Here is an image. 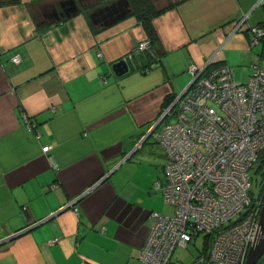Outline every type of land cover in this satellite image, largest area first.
Returning a JSON list of instances; mask_svg holds the SVG:
<instances>
[{
    "label": "crops",
    "instance_id": "0c3cea01",
    "mask_svg": "<svg viewBox=\"0 0 264 264\" xmlns=\"http://www.w3.org/2000/svg\"><path fill=\"white\" fill-rule=\"evenodd\" d=\"M119 1L0 0V241L18 235L0 245V264L140 263L150 213L169 208L152 190L164 151L145 137L186 89L188 65L206 64L245 18L264 14V0H154L176 4L154 20L161 58L148 74L118 77L113 65L145 31L130 5L116 22L90 17Z\"/></svg>",
    "mask_w": 264,
    "mask_h": 264
},
{
    "label": "built area",
    "instance_id": "2783aa9c",
    "mask_svg": "<svg viewBox=\"0 0 264 264\" xmlns=\"http://www.w3.org/2000/svg\"><path fill=\"white\" fill-rule=\"evenodd\" d=\"M249 30L256 47L264 30L257 26ZM227 42L206 64L188 65L186 89L161 114L158 122L167 120L162 130L151 135L165 154V178L152 190L175 208V215L150 213L153 226L140 251L141 264H183L173 260L175 250L187 249L200 235L213 232L217 233L209 253L198 255L191 264H246L250 248L261 237L264 195L253 198L250 191L251 171L264 150V70L253 63L248 80L239 82L232 67H210ZM150 48L145 39L126 59L139 61ZM10 62L19 65L21 55ZM150 71L145 68L141 73ZM25 120L28 131H34L35 125ZM49 149L43 147L44 152ZM75 205L69 208L79 214Z\"/></svg>",
    "mask_w": 264,
    "mask_h": 264
},
{
    "label": "rangeland",
    "instance_id": "374dc122",
    "mask_svg": "<svg viewBox=\"0 0 264 264\" xmlns=\"http://www.w3.org/2000/svg\"><path fill=\"white\" fill-rule=\"evenodd\" d=\"M257 21L259 22L264 21V14L262 12V9L259 10L258 13H256L253 16L250 22H247L241 26L240 30L234 34L235 38L232 41L230 40L229 43L227 42L228 44L226 43L227 45H225L224 48H222V50L220 51L218 55L220 58L218 60H221L223 63L225 62L229 66L234 68V71H235L234 74H235L236 80L241 81V82H246L248 80L249 75H250L249 72H250V69H252V63L254 61L258 60V63L260 64L261 69L264 70V42H260V44L256 47H251V45H249L247 42V36L245 34V31L247 30L248 25L250 23L252 24L256 23ZM139 61H141V59H139ZM173 121L174 120H170V122H173ZM258 167H259V164H256L251 171V175L253 176L252 178L254 181L253 186H252V195L254 197L259 196L260 191H261V182L262 180H264V178H262V175H261L262 171L264 170V166L260 169V172L256 173V170ZM164 178H165V173H164ZM153 192H155L154 189H153ZM162 199L164 201L163 196H162ZM168 207L169 208L165 209L163 213H165V215L167 216H174L175 208L170 205H168ZM204 236H205L204 234L200 235L196 239L195 243L194 244L192 243L190 246H188L187 249H182V248L176 249L173 255V260L179 261L180 263H183V264L193 263L196 257L200 255L203 250ZM137 264H140V263H137ZM257 264H264V255Z\"/></svg>",
    "mask_w": 264,
    "mask_h": 264
},
{
    "label": "trees",
    "instance_id": "16d2710c",
    "mask_svg": "<svg viewBox=\"0 0 264 264\" xmlns=\"http://www.w3.org/2000/svg\"><path fill=\"white\" fill-rule=\"evenodd\" d=\"M128 2L130 5L131 16L136 17L137 21L139 22V24L142 26L143 30L145 31L147 39L151 43V48H150L151 50L148 52H145L144 58L141 59V61H137V67L139 68L140 72H142V70L145 68L151 70L153 68L154 64L160 60L159 58H161L160 57L161 53L156 48V44L159 43V35H158L157 30L154 26V20H155V18L165 14L168 10L172 9L176 4L171 3L170 5H167L165 7H159L154 3V0H128ZM257 27L264 30V22H261L259 25H257ZM245 34L247 36L249 44L251 45L252 43H251L250 30H246ZM261 42H264V38L261 39ZM251 47H252V45H251ZM140 62H141V64H140ZM221 65H223L222 62H214L210 65V67H218ZM143 74H145V73H143ZM174 99L175 98L168 100V102L165 105L164 110L169 105L172 104ZM166 121L167 120H164L162 122V124H164ZM162 124H160V125H162ZM31 132L35 133L36 131L34 130ZM256 164H259V167L256 170V173H258V172H260V169L264 166V160L258 159ZM261 175H262V178H264V170L262 171ZM251 177H253V176H251ZM252 182H254L253 178H252ZM250 194L254 198V196L252 195V189L250 191ZM262 195H264V180H262V182H261V191H260L259 196H262ZM216 233L217 232H213L211 234H207L204 236V247H203L201 254L209 253L210 248H211V244L214 240ZM55 239H57V238H55ZM82 264H85V263H82Z\"/></svg>",
    "mask_w": 264,
    "mask_h": 264
},
{
    "label": "water",
    "instance_id": "95a60500",
    "mask_svg": "<svg viewBox=\"0 0 264 264\" xmlns=\"http://www.w3.org/2000/svg\"><path fill=\"white\" fill-rule=\"evenodd\" d=\"M72 4H73V6L70 5V8L68 9L70 12L74 11V10H77V6L74 3H72ZM125 8H127L128 11H129V2H128V0H121L116 5H112L110 7H107L105 9H103V10H100L98 12L93 13V15H91L90 18L93 21V23L96 24L97 22H99V21L96 20V16H98V14L104 16L106 13H108L110 15L109 17H111L112 15H116V18L112 20V22H116V21L122 19L127 14ZM119 12L120 13L123 12L122 16L118 15ZM105 18L106 17H104L103 19H105ZM244 22L245 21H243V23ZM243 23L236 27V29L238 28L237 32L240 30V28L243 25ZM140 64H141V62H140ZM136 68H137V60H135V59H131V60L123 59V60H121V61H119V62H117L116 64L113 65L114 73L118 77H121V76L127 74L128 72L133 71ZM155 130H156V127H153L152 130H150L147 133L145 139H148ZM145 139H144V141H145ZM259 158L261 160H264V150L261 152ZM107 177H108V175L106 177H104L100 182H103L104 180H106ZM93 187H91V188H93ZM91 188L89 189L90 191L92 190ZM76 203H77V201H76ZM246 213L247 212H245L244 214H246ZM52 217H50V218H52ZM240 219H241V217H239L231 225L235 224ZM37 225H38V223L36 225H34V226H37ZM231 225L227 226V228H229ZM34 226H32V227H34ZM260 226H261V237L258 240V242L250 248L248 256H247L246 264H257L262 259L263 255H264V205H263V208H262V211H261V215H260ZM32 227H30V228H32ZM15 236L16 235H12L10 237H7L6 239L1 240L0 243H2L3 241H6V240H13L14 238H16Z\"/></svg>",
    "mask_w": 264,
    "mask_h": 264
},
{
    "label": "flooded vegetation",
    "instance_id": "af4514ba",
    "mask_svg": "<svg viewBox=\"0 0 264 264\" xmlns=\"http://www.w3.org/2000/svg\"><path fill=\"white\" fill-rule=\"evenodd\" d=\"M109 14L108 13H106L104 16H102V15H100V14H98V16H96V20L97 21H102V20H105V19H108L109 18ZM104 17H106L105 19H103ZM223 65H225V64H223ZM229 66V65H228ZM231 67V66H230ZM233 68V67H232ZM234 69V68H233ZM235 72V71H234ZM236 78V77H235ZM238 81V80H237ZM239 82H241V81H239ZM160 119V118H159ZM160 124H162V123H159V122H157V124L156 125H154L153 127H156V129H157V127L160 125ZM156 132H158L157 130H155ZM154 131V132H155ZM152 137V136H151ZM140 144V143H139ZM260 157V156H259ZM260 159V158H259Z\"/></svg>",
    "mask_w": 264,
    "mask_h": 264
}]
</instances>
